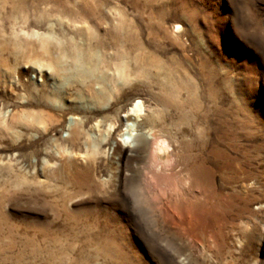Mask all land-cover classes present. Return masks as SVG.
<instances>
[{
    "label": "rangeland",
    "instance_id": "374dc122",
    "mask_svg": "<svg viewBox=\"0 0 264 264\" xmlns=\"http://www.w3.org/2000/svg\"><path fill=\"white\" fill-rule=\"evenodd\" d=\"M0 264H264V0H0Z\"/></svg>",
    "mask_w": 264,
    "mask_h": 264
},
{
    "label": "bare ground",
    "instance_id": "6f19581e",
    "mask_svg": "<svg viewBox=\"0 0 264 264\" xmlns=\"http://www.w3.org/2000/svg\"><path fill=\"white\" fill-rule=\"evenodd\" d=\"M177 29H180V26L176 27ZM47 40L46 38L43 39V43L46 44ZM93 59V58H88ZM93 61L88 62L89 67L92 64ZM45 66L43 64H40L38 66V70L41 71ZM144 106L140 100L134 103L132 107L125 113L124 119H125V125H124V134L120 135V139L123 142V146L127 147L128 149H136L138 147V141L140 142V137L138 136V130H137V122L142 118L144 113ZM114 126L110 125L109 130L113 131ZM149 136L151 138H142L144 141L148 142L149 140L154 141V148H153V158L155 159V163L158 166V169H165V167H170V169H174L177 166V160L176 155L174 153H169V146L167 141L164 139L165 136L158 135L155 136L153 134V131L150 130ZM152 143V142H151ZM132 146V147H131ZM152 146V145H151ZM91 148L88 150V152L92 154H96V152H92ZM172 150V149H171ZM171 152V151H170ZM121 154V153H120ZM87 157L90 158V155H87ZM86 155H83L82 159L86 160ZM170 166H166L169 165ZM179 165V164H178ZM156 166V167H157ZM183 169V168H182ZM185 170V169H184Z\"/></svg>",
    "mask_w": 264,
    "mask_h": 264
}]
</instances>
